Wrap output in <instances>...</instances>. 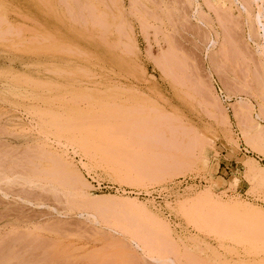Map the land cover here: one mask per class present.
I'll list each match as a JSON object with an SVG mask.
<instances>
[{
    "label": "rangeland",
    "instance_id": "obj_1",
    "mask_svg": "<svg viewBox=\"0 0 264 264\" xmlns=\"http://www.w3.org/2000/svg\"><path fill=\"white\" fill-rule=\"evenodd\" d=\"M262 153L264 0H0V264H264L262 218L182 206L264 213Z\"/></svg>",
    "mask_w": 264,
    "mask_h": 264
},
{
    "label": "bare ground",
    "instance_id": "obj_2",
    "mask_svg": "<svg viewBox=\"0 0 264 264\" xmlns=\"http://www.w3.org/2000/svg\"><path fill=\"white\" fill-rule=\"evenodd\" d=\"M263 154L264 153H262V156H264ZM171 172L173 173V171ZM248 173H250L251 177H253V179L257 181L258 184H260L261 186L262 185L264 186V172L263 174L257 172V170H255L252 165ZM132 206H135V205L132 204ZM182 206L184 209H186V207L189 206L190 216L197 219L199 223H201V226H203L202 227L203 229H205L204 227H209L210 229H212L211 231L218 232L219 230L221 231L222 229L223 232L229 233L231 231V228L229 227L235 226L236 224L235 222H238V221L242 222L245 218L247 220L249 219L248 221L250 220L255 221L257 219L261 220V218L262 220H264V215H263L264 213L259 211L260 208L256 210L255 207L250 206L251 207V209L249 207L250 210L247 207L245 208H247L248 210L246 209L244 210V207L242 208L239 207L241 205L239 206L235 204L227 205V203H223L220 200L212 198L208 193H202L198 196H195V198H192L191 200L189 199L188 202L186 204H183ZM229 217L230 218L232 217L235 221L233 222V219H230ZM240 217L242 219H240ZM222 231L221 233H223Z\"/></svg>",
    "mask_w": 264,
    "mask_h": 264
},
{
    "label": "built area",
    "instance_id": "obj_3",
    "mask_svg": "<svg viewBox=\"0 0 264 264\" xmlns=\"http://www.w3.org/2000/svg\"><path fill=\"white\" fill-rule=\"evenodd\" d=\"M240 145V144H239ZM239 152L242 155H247L248 151L245 148L240 147ZM214 167L212 174L226 178L230 176L233 172L240 170V166H237L235 162H222V161H213ZM206 185V179L197 175H186L184 177L173 180L172 182L159 187H153L146 191H133L128 189H118L114 186H102L103 190L111 191L115 193L133 195L139 198L140 200L150 201L154 204H160V201L163 198L171 199L176 194H182L184 192L194 191L199 188H202ZM239 195L246 199H251L249 195L246 194V191L238 192Z\"/></svg>",
    "mask_w": 264,
    "mask_h": 264
}]
</instances>
